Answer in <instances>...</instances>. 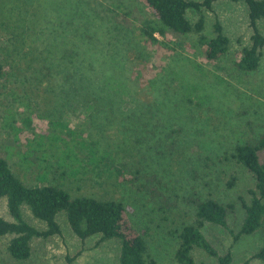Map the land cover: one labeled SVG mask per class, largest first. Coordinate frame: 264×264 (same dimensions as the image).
<instances>
[{
    "label": "rangeland",
    "instance_id": "rangeland-1",
    "mask_svg": "<svg viewBox=\"0 0 264 264\" xmlns=\"http://www.w3.org/2000/svg\"><path fill=\"white\" fill-rule=\"evenodd\" d=\"M9 1L3 13L10 7L16 11L14 16L10 13L13 19H19V11H26V18L32 19L33 6ZM40 1L46 3L50 24L39 42L42 46L57 44L58 55L74 43L71 33L64 37L56 30L55 24L64 14L73 18L76 10L75 16L80 18L83 13L93 25L109 27L110 92L116 93L114 98L119 102L111 109L106 106L90 121L91 104L67 108L48 94L53 82L43 85L46 73L61 68H56L61 56L48 55V72L36 65L18 69L19 64L11 62L13 72L0 83V157L7 159L15 175L29 186L57 184L72 196L86 194L122 202L132 226L146 240L148 263L181 264L175 252L178 232L195 216L194 206L187 202L191 197L234 203L227 223L237 233L245 218L242 201L249 204L256 181L253 173L236 160L227 159V154L236 144L255 143L264 134V48L257 70L243 71L234 64L235 55L251 45L246 3L215 0L211 9L186 11L192 23L200 14L204 16V35L215 36L214 23L219 21L229 37L226 53L210 62L204 59L199 35L194 32H168L165 37L156 34L161 42H146L140 28L153 16L144 0ZM258 27L264 35V18L258 20ZM8 31L0 25V48L9 43ZM130 46L136 49L132 63L140 62L136 71H145L143 78L148 82L146 86L135 84L140 94L134 98L137 102L155 100L150 108L142 104L136 111L126 95L129 76L135 75L127 71L132 66L127 58ZM0 53L6 56V52ZM40 131L73 136L72 155L77 159L71 162L63 158V144L44 153L45 148L37 146L32 137ZM93 155L98 157V161L93 160L96 165L90 160ZM232 178L235 182L231 186ZM21 210L27 222L38 229L46 228L26 204ZM0 216L12 220L5 198L0 199ZM56 220L61 234L33 237L31 255L25 260L9 254L11 235L0 236V264H120L118 238L93 234L80 239L65 211H60ZM202 231L218 254L232 252L233 264L249 259L264 244V228L238 240L220 225L206 223ZM193 256L194 264L217 263L216 256L201 248H195ZM248 264H264V260L252 258Z\"/></svg>",
    "mask_w": 264,
    "mask_h": 264
},
{
    "label": "trees",
    "instance_id": "trees-1",
    "mask_svg": "<svg viewBox=\"0 0 264 264\" xmlns=\"http://www.w3.org/2000/svg\"><path fill=\"white\" fill-rule=\"evenodd\" d=\"M35 1H16L19 5L34 7V10L31 11L32 19L26 18V11H22L23 13L19 11V19H13L10 13L14 16V12H16L14 9L8 7V13H3L6 10L3 7H6V3L10 1L3 0L2 2L0 25L5 30H9L10 39L8 45L0 48V52L1 50L6 52L4 57H1L0 53V83L10 71L13 72L11 67L13 61L19 64L18 69L23 66L26 69H33V66L36 65L46 68L48 72L51 69V66L45 64L46 61H49L48 55L61 56V62L56 64V68H61L46 73V80L43 79L42 81L43 85L46 87L49 82H53L51 90L47 91L48 94L52 98L55 96L54 101L60 100L61 104L67 108L72 107L73 104H80L87 108L91 104L88 118L93 121L95 115L98 113L100 115L101 110L106 106L111 109L116 102H119L117 98H114L117 97L116 93L110 92V29L103 25H93L89 20H85L83 13L80 18L75 16L76 10L73 13V18L69 14H64L55 24L56 30H61L62 35L60 36L64 37L71 33L72 39L70 40L74 43H71L70 47L64 48L61 55H58L60 51L57 44L42 46V43L39 42V36L42 31L46 30L50 20L47 19L48 13L45 14L46 3H42L40 0ZM144 1L153 16L144 22L145 25L140 28V33L145 37L146 42H161L156 34L165 37L168 32L182 35L194 32L199 35L198 44L205 60L217 61L228 50L229 37L223 33L219 21L214 23L215 36L209 37L202 32L204 26L202 14L194 23L186 16V11L189 8L197 11H200V7L211 9L215 0H202L201 2L194 0ZM241 1H244L248 8L249 26L252 29L251 45L243 47L235 55L234 64L240 70L255 71L259 67L262 49L264 48V35L258 27V20L264 18V0ZM57 36L54 35L53 37ZM76 40L79 42L78 46ZM107 45L109 47L105 49ZM127 50H129L128 63L132 64L131 67L128 64L130 68L127 71L132 75L135 73V75L129 76L130 87L126 83L129 91L126 95L129 97V102L133 104L135 111L138 110L137 107H142V104L145 105V108H150L154 105V98L147 102L141 100L137 102L134 98L140 94L135 84L141 83L146 86L148 82L143 78L145 71L139 70L140 73L136 71L137 64L140 62L132 63L131 57L136 53L135 47L130 46ZM115 54L118 55V52ZM23 55L26 56L23 57ZM27 56L29 57L26 58ZM50 63L52 66L54 65L53 62L50 61ZM149 84L150 86L153 85L150 80ZM137 100L139 101L138 98ZM68 135L71 136V134ZM32 137L37 141V146L45 148L46 152L44 151V153L49 150V152H53V148L59 149V146L63 144L66 147L63 158H69L71 162L77 159L74 158V154L72 155L71 144L75 142L73 136L66 137L62 131L57 133L40 131ZM174 145L175 141H172L171 146L174 147ZM262 151H264V134L255 143L246 141L236 144L227 154V159L229 157L236 160L253 173L256 181V189L250 191L252 197L249 204L242 201L245 218L237 233L231 230L227 223L228 214L234 211V203H221L211 197H191L187 200L194 206L195 216L193 221L185 224L178 232L179 244L175 252V259L179 263L194 264L193 251L195 248H201L209 255L216 256V264H233L232 252L228 250L223 254H218L204 235L202 229L206 223L226 228L233 235L234 240L264 228V161H261ZM90 152L94 153V150ZM90 160L96 165L93 160L98 161V157L93 155ZM73 170L75 174L79 173L78 168ZM234 179L230 180L231 186L235 182ZM1 198H5L12 220L0 216V236H12L7 250L17 260H25L30 257V241L33 237L61 234V228L56 217L63 210L67 214L70 227L80 239H85L93 234H101L103 238H118L121 243L120 264H155L153 260L147 262L146 240L132 226L126 213V207L120 201L99 199L86 194L72 196L67 189L57 184L29 186L15 175L4 157H0ZM23 204L29 207L36 218L45 222V229H38L24 219L21 210ZM252 258L264 260V244L249 259L239 264H248Z\"/></svg>",
    "mask_w": 264,
    "mask_h": 264
}]
</instances>
